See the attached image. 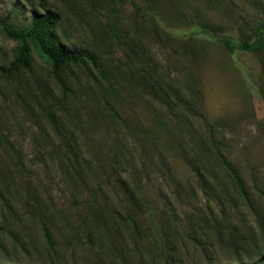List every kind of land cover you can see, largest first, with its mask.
I'll list each match as a JSON object with an SVG mask.
<instances>
[{"label":"rangeland","instance_id":"1","mask_svg":"<svg viewBox=\"0 0 264 264\" xmlns=\"http://www.w3.org/2000/svg\"><path fill=\"white\" fill-rule=\"evenodd\" d=\"M47 9L61 17L52 42L89 51L98 65L65 68L63 93L28 41L30 68L0 74V263L264 264V53L226 52L202 26L253 39L264 0H0V18L19 31ZM21 46L0 27V67ZM157 84L175 87L197 115L179 123L152 90ZM46 111L56 113L58 131ZM210 127L248 186L260 187L261 215L192 143ZM184 152L208 161L222 202L201 191ZM135 200L146 203V229L133 240L122 226L109 243L92 206L125 211ZM31 206L53 216L52 246Z\"/></svg>","mask_w":264,"mask_h":264},{"label":"trees","instance_id":"2","mask_svg":"<svg viewBox=\"0 0 264 264\" xmlns=\"http://www.w3.org/2000/svg\"><path fill=\"white\" fill-rule=\"evenodd\" d=\"M130 1L133 3V0ZM60 20L61 17L59 13L51 9H47L43 13H35L31 26L25 30L19 31L14 29L6 19L0 18V27L5 36L11 40L22 43V48H20L14 60L7 67H0V74L6 79H11L12 77L18 75L21 71L28 70L30 68V47L28 45V41H31L50 64L54 79L62 88L63 93H67L69 91V86L67 85L64 78L63 70L69 66L80 65L84 63H90L94 66H97L98 59L96 55L89 51L69 49L63 45H56L52 42L50 39V33L57 26ZM202 26L203 29L219 34L217 37L213 38L226 52L231 54L236 52H248L252 54L264 53V24H261L258 27L253 39L249 38L239 40L233 38L232 36L222 34L223 30L220 27H213L210 25ZM203 32L200 31L198 34L202 35ZM148 84L150 85V83ZM108 88L109 91L111 90L110 92L112 96L116 95L114 88ZM151 88L161 103L166 107L171 115L176 120H178L179 123L190 121V115H197V113H195V106L191 103L185 102L183 99L184 97L175 87L170 86V90H168L162 84H157L153 85ZM109 107H111L110 103ZM110 110L113 114H115L114 109L110 108ZM115 116L119 118L118 123L123 124L121 116ZM46 117L54 129L58 131L59 124L56 113L52 111H46ZM219 136V133L215 131V127H210L208 134H203L199 141H197V139L192 140V143H195L197 146H202L200 151L204 152L206 155H208V157L210 156L216 160V162L221 166L222 170L231 181L232 187H234V189L238 192V195L244 202V205H247L250 209H252L256 215H261V209L259 210L254 202V192L260 193V187L254 183L252 188L248 186L240 170L237 169L235 163H233L225 153L224 143ZM183 158L188 166L196 174L198 179V187L201 189V191L203 190L209 195L213 194L216 198L215 200L222 202L226 197V194L222 192L221 187H219V179L217 174L209 166V164H207L208 161H205L199 156L196 157V155L192 152H184ZM18 166H22L21 163H19ZM120 183L123 185L125 181L121 179ZM126 186L124 185L125 189ZM133 192L134 191L130 192V194L134 195ZM142 201L143 200L133 201L130 209L125 211L116 208H110V206L109 212L106 211L105 208L100 211L98 208L92 206L94 210V213L91 216L92 221L98 226H95L96 228H102L103 230L105 229L107 231L109 230V243L112 242V238L116 237V234H120V227L122 226H126L129 231H131L133 240H137L141 237L143 231L142 228L144 227L140 215H143L147 210L146 203ZM35 203L38 204L37 201ZM33 210L38 214L36 220L40 225L45 242L48 244V246H52L56 240L54 239L53 228L51 225L53 223V216L46 211L42 213L40 206H31L30 212H33ZM14 213H17L18 215L13 217L20 220L21 216L18 210H15ZM22 222L23 221H21V223ZM143 229L145 230L146 228L144 227ZM6 232H8L10 235H14L13 232ZM14 254H16L15 251H13L11 255L6 252L5 256H10V259H12V255ZM4 261L9 262L10 260L7 259Z\"/></svg>","mask_w":264,"mask_h":264}]
</instances>
